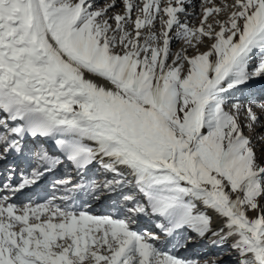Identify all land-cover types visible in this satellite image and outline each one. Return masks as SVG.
<instances>
[{
    "label": "snow or ice",
    "instance_id": "1",
    "mask_svg": "<svg viewBox=\"0 0 264 264\" xmlns=\"http://www.w3.org/2000/svg\"><path fill=\"white\" fill-rule=\"evenodd\" d=\"M257 81L264 0H0V264H264Z\"/></svg>",
    "mask_w": 264,
    "mask_h": 264
},
{
    "label": "rangeland",
    "instance_id": "2",
    "mask_svg": "<svg viewBox=\"0 0 264 264\" xmlns=\"http://www.w3.org/2000/svg\"><path fill=\"white\" fill-rule=\"evenodd\" d=\"M199 3H198V5H199ZM216 3L220 4L221 0H216ZM227 3H232V0H227ZM220 18L224 19L226 17L221 16ZM189 23L192 25L198 26L199 20L198 19H190ZM179 48H180V44H174L173 45V51H177V50H179ZM247 95L249 96V98L251 100H253V108L259 113L260 109H259L258 105L264 104V86H261L258 90L255 87H251V89L248 91ZM257 131L259 132L260 129H257ZM48 146L54 147V145H52L51 142H49ZM61 159H63V158H61ZM18 163L20 164L19 171L26 172L28 167H29L27 161H20ZM67 170L68 169H65V171H67ZM49 176H51V178L53 177L52 175H49ZM49 176L47 177V179L49 178ZM52 181H53V179H52ZM52 181H49V184L47 183V185L45 186V189L43 190V192L47 195L46 199L52 198V196L54 194L53 190L55 187L53 186ZM22 193H24L26 195L27 199H33L34 195H35V198L38 196L37 194H35V192L31 191L30 188L25 189L24 191H22ZM96 203H98V202H92L91 206H88L87 204H85V205H83V208L80 210H86L89 213L94 214V215L109 214L110 209H109V205L107 203L103 206L104 210L100 209L99 206H94ZM19 204H21V203H19ZM140 226H143V225H140ZM202 241H204V240H202ZM200 246H202L201 247L202 250L199 253V254H201V256L198 258V260L201 261V264H203V261H205V260H207L208 264H237L236 253L230 247H227L223 250L217 251V247H213L208 242H200ZM188 247H190V246H188ZM179 255L182 256V251L179 253Z\"/></svg>",
    "mask_w": 264,
    "mask_h": 264
},
{
    "label": "bare ground",
    "instance_id": "3",
    "mask_svg": "<svg viewBox=\"0 0 264 264\" xmlns=\"http://www.w3.org/2000/svg\"><path fill=\"white\" fill-rule=\"evenodd\" d=\"M200 2V0H196V3L198 5V3ZM191 11V10H190ZM197 12H199V8H197ZM261 86H264V81H257V82H254L252 87H255L257 90L261 87ZM58 175V174H57ZM55 177L53 176L51 178V176H49L48 179H45L44 181H42L40 184L34 186V187H31L30 190L35 192V194H37L38 196L35 198V195L33 196V199H27L26 198V195L24 193H19L16 197H15V202L17 204L21 203V204H25V203H28V202H32V203H36V202H40V203H43L45 202L47 199H46V194L43 192V190L45 189V186L47 185V183L49 184V181H52V179H54ZM53 190V189H52ZM54 194L53 196H60L62 194V192L60 190H57L56 188H54L53 190ZM106 203L104 202H98L96 203L94 206H99L100 209L104 210L103 206L105 205ZM220 219L218 217H215L214 218V223H213V228L216 229L220 226ZM204 241H200V239H196L195 242L193 244H190L187 249L183 250L182 251V256L183 257H186V258H193V259H198L201 254H199L201 252V247L200 246V242H208V238L205 237L203 239ZM232 241H229V244L231 243ZM210 244V243H209ZM211 245V244H210ZM200 247V248H199ZM214 247V246H213ZM228 246L225 245L223 247H217V251H220V250H223L225 248H227ZM219 260V259H218Z\"/></svg>",
    "mask_w": 264,
    "mask_h": 264
}]
</instances>
